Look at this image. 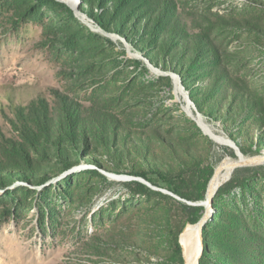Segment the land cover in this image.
Listing matches in <instances>:
<instances>
[{
	"label": "rangeland",
	"instance_id": "1",
	"mask_svg": "<svg viewBox=\"0 0 264 264\" xmlns=\"http://www.w3.org/2000/svg\"><path fill=\"white\" fill-rule=\"evenodd\" d=\"M122 2L0 0V264H180L238 159L201 121L264 156V0ZM214 206L204 263L264 264V162Z\"/></svg>",
	"mask_w": 264,
	"mask_h": 264
},
{
	"label": "bare ground",
	"instance_id": "2",
	"mask_svg": "<svg viewBox=\"0 0 264 264\" xmlns=\"http://www.w3.org/2000/svg\"><path fill=\"white\" fill-rule=\"evenodd\" d=\"M205 131L215 140L222 142V143H230L233 146V142L230 141V139H226L225 137L216 135L210 128L205 127L204 123L201 121ZM244 159V157H242ZM238 160V159H237ZM220 170L215 176L213 180V187H216V189L220 188L224 183H226L230 177L231 173L234 169V163H227L222 166H220ZM191 227H197V234L195 237H193L190 241H187L185 251H184V257H185V264H198V259L200 256L201 252V241H200V235H199V229L198 225H188L185 227L184 231L182 232L180 236V242L183 247V241H182V236L183 234L190 229Z\"/></svg>",
	"mask_w": 264,
	"mask_h": 264
},
{
	"label": "trees",
	"instance_id": "3",
	"mask_svg": "<svg viewBox=\"0 0 264 264\" xmlns=\"http://www.w3.org/2000/svg\"><path fill=\"white\" fill-rule=\"evenodd\" d=\"M114 4H118V9H120V8H122V6H124V3L122 2V0H114ZM114 17H117V12L116 11H114ZM100 20H101V24L103 25V26H105L106 25V23L108 22V19H107V17L106 16H100ZM159 20V19H158ZM68 113V112H67ZM68 119H69V121H70V123H71V125H70V132L69 133H73V135L71 136V139L73 140V142L75 143L76 142V136H77V132H78V134H79V132H80V130L78 129V131H77V128H76V126L75 125H73V123H74V116H73V114H71V113H68ZM48 119L46 118V124L48 123V121H47ZM69 121H68V123H69ZM36 123V122H35ZM84 132H85V130H83ZM156 173V175H160L159 174V172H155ZM137 175H139V176H141V177H143V178H145V179H147L148 181H150V180H152L153 178H151V177H149V175L147 174V173H144V172H142V173H140V174H137ZM144 187H147L146 185H143ZM175 185L173 184L172 186H166L167 187V189H169L170 191H174L177 195H179V196H181L182 198H185V199H187L188 197L183 193V192H181V189L179 188V187H174ZM187 197V198H186ZM189 200H193V198H188ZM194 201V200H193ZM198 209H201V210H203L204 209V207L203 206H198ZM200 217H190L189 219H188V222H190V223H192V224H196L200 219H199ZM208 224V222L206 223V225ZM206 225L204 226V243H205V247H204V253H203V255H202V257H201V259H200V264H205L204 263V258L207 256V254H208V248H207V238H206ZM180 234H181V231H179V232H176V233H172V235H171V242H172V244H173V246H174V248L176 249V252H177V254L180 256V264H184V259H183V257H182V253H183V250H182V245H181V243H180V240H179V236H180Z\"/></svg>",
	"mask_w": 264,
	"mask_h": 264
},
{
	"label": "water",
	"instance_id": "4",
	"mask_svg": "<svg viewBox=\"0 0 264 264\" xmlns=\"http://www.w3.org/2000/svg\"><path fill=\"white\" fill-rule=\"evenodd\" d=\"M231 142H233L230 139ZM233 148H235L237 150L238 153V160H236V162H234V170L238 167H244V166H250L256 163H260V162H264V156H254V157H248V158H241V156H244L242 154V152L240 151V149L237 147L236 143L233 142ZM220 166L216 169L215 174L213 176V178L211 179L209 186H208V190H207V195H206V200L201 201L200 203H198V205H203L205 206V212L202 215V217L200 218V220L196 223V225H198V229H199V235H200V241H201V252H200V256L198 259V264H200V259L204 253V247H205V243H204V226L206 225L207 222H209V220L211 219L215 206H214V198L216 196V193L218 191V188L216 189V187H213V180L215 178V176L217 175V173L220 170Z\"/></svg>",
	"mask_w": 264,
	"mask_h": 264
}]
</instances>
